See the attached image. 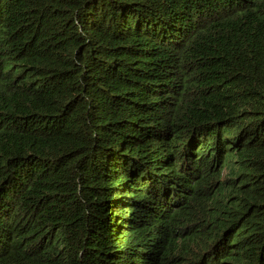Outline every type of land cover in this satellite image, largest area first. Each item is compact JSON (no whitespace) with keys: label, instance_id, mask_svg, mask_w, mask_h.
I'll return each mask as SVG.
<instances>
[{"label":"trees","instance_id":"trees-1","mask_svg":"<svg viewBox=\"0 0 264 264\" xmlns=\"http://www.w3.org/2000/svg\"><path fill=\"white\" fill-rule=\"evenodd\" d=\"M0 264H264V0H0Z\"/></svg>","mask_w":264,"mask_h":264}]
</instances>
